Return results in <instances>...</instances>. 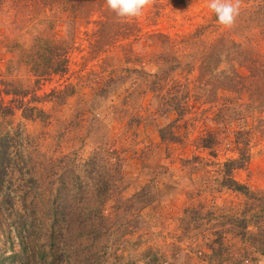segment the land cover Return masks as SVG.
Segmentation results:
<instances>
[{
  "label": "rangeland",
  "instance_id": "obj_1",
  "mask_svg": "<svg viewBox=\"0 0 264 264\" xmlns=\"http://www.w3.org/2000/svg\"><path fill=\"white\" fill-rule=\"evenodd\" d=\"M259 4L242 0L226 29L207 0H156L131 22L96 0H0V132L23 136L0 188V264H50L56 243L71 263L74 241L49 227L78 165L111 182L106 264H264V26L241 20ZM209 24L201 40L236 46L203 67L185 42ZM252 61L261 81L233 83ZM207 132L219 143L202 149Z\"/></svg>",
  "mask_w": 264,
  "mask_h": 264
},
{
  "label": "trees",
  "instance_id": "obj_2",
  "mask_svg": "<svg viewBox=\"0 0 264 264\" xmlns=\"http://www.w3.org/2000/svg\"><path fill=\"white\" fill-rule=\"evenodd\" d=\"M69 1L74 3L77 0ZM84 1L90 2L92 0ZM96 1L100 4H106L105 0ZM175 1L182 4L187 2V0ZM261 7L264 8V5L259 4L251 11L243 13L241 15V20L243 19L242 22L253 23L255 26H264V23L259 24L260 20L258 17L262 19V16L257 13L258 8ZM244 16H246V18H243ZM212 21H217V19H213ZM209 27L215 28L214 31L218 29V26H214L213 24L201 26L196 29L185 42L188 45H195L194 50L198 53L197 59L203 67H208V63L213 60V57L217 53H223L224 51H228L236 46L235 43L227 38H221L219 41L215 42L201 40L204 36V31ZM251 63L252 64L249 67H246L248 71L247 75L243 76L239 75L237 72H232L231 81L233 83L234 80H236V83L250 82L251 84H253V82H260V75L256 74V71L259 70V66L256 61H252ZM52 70L54 73L63 72V68H54ZM188 93L189 92L187 90V92L184 93L185 95L182 96L181 107L183 108H187L188 106V98L190 97ZM258 99L259 98L257 97L251 102H256ZM238 106L240 105L238 104ZM29 110L32 111L33 109L31 108ZM6 115H9L8 109L0 106V117ZM239 132H236V135H239L237 134ZM22 137L23 136L21 135L20 130L17 129L0 132V188L12 168V156L17 154L16 145L21 141ZM198 141L199 147L202 149H211L219 143L216 138V134L209 132L200 136ZM234 143L237 155L239 157L244 156L245 152L243 150V146L245 144L243 142H239L238 138H235ZM92 158L95 159L94 154ZM84 166L85 165L75 166L78 168L79 172H81V175L75 171L70 173V177L64 176L63 174L61 175V181H59L61 183V187L54 190V195L60 196V202H63L64 205L55 204L51 207L53 211V218L51 219L49 232L51 235L66 233L70 237L71 241H74V246L72 247L73 250L71 251L72 261L70 264H106L105 257L108 249L105 246V240L107 236L113 233L110 228V222L115 212V209L112 206L106 207V202L111 199L108 196L110 194L109 188L112 186H110L111 182L110 179L107 178L106 174L102 177H94L82 169ZM86 181H89L91 184H93V182L95 184H99L91 187V185H87ZM67 182H69V185ZM102 184H104V188L100 187ZM226 186L236 192H240L244 196L249 193L246 187L240 186L232 180V178H228ZM68 192L76 198H74V201L70 202V204H65L64 202ZM108 209H110V211H108ZM57 246L58 245L56 243L53 248L51 247L52 254L50 264H56V252L60 251ZM143 264H153V261L147 260L143 262Z\"/></svg>",
  "mask_w": 264,
  "mask_h": 264
},
{
  "label": "clouds",
  "instance_id": "obj_3",
  "mask_svg": "<svg viewBox=\"0 0 264 264\" xmlns=\"http://www.w3.org/2000/svg\"><path fill=\"white\" fill-rule=\"evenodd\" d=\"M107 10L114 13L120 22L140 18L156 0H105ZM242 0H207L208 9L214 13L219 25L226 29L234 26L239 16Z\"/></svg>",
  "mask_w": 264,
  "mask_h": 264
}]
</instances>
